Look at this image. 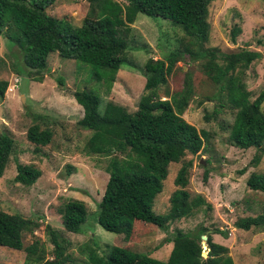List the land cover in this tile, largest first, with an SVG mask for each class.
<instances>
[{"label": "trees", "instance_id": "16d2710c", "mask_svg": "<svg viewBox=\"0 0 264 264\" xmlns=\"http://www.w3.org/2000/svg\"><path fill=\"white\" fill-rule=\"evenodd\" d=\"M125 1L119 4L114 0H88L86 14L80 26L75 27L46 13L53 0H0V36L10 47L17 48L24 76L37 83L42 81L50 53L90 66L97 82L110 80L122 66H129L125 58L126 38L129 25L138 14L166 20L183 35L174 51L162 59L148 58L140 67L144 83L134 112L128 113L123 107L107 102L100 113L96 95L86 90L72 93L82 111L76 124L89 132L83 145L85 154L107 157V180L97 203L96 223L103 231L114 234L117 242L105 255L88 248L87 264H233L228 249L211 239V235L227 237V232L219 229H213L211 234L203 227L191 233L173 229L166 240L170 251L164 261L131 252L120 244L128 241L135 224L164 231L170 223L188 218L194 209L204 207L206 211L211 207L200 195L191 197L186 190L191 161H185L173 178L175 189L168 197V210L156 214L152 209L162 190L168 165L180 162L186 155H196L209 139L207 132L196 130L181 117L194 97L189 73L184 74L179 91L170 93L166 86L167 77L179 60L197 62L214 88L208 97L213 109L204 113L203 119L216 120L223 109L231 111L227 143L239 150L253 148L255 153L248 165L255 168L259 164L264 155V91L251 100L244 83L245 72L259 58V53L247 49L222 53L217 48L205 47L209 32L207 6L214 0ZM239 33L238 26L230 28L232 44ZM3 63L0 58V64ZM6 88L7 82L0 80V99ZM44 117L37 114L34 120ZM25 137L36 149L50 142L51 132L34 124L26 130ZM12 147L11 138L0 132V176ZM15 170L13 182L26 187L39 177V171L30 165L16 164ZM243 173L244 169L237 172ZM245 187L264 195V173L251 172ZM85 220L82 202L69 200L62 207L61 225L65 232L80 233ZM233 227L243 231L264 229V211L254 217L237 219ZM35 228L37 225L28 219L0 211V247L23 250V264L68 261L64 254L65 240L49 227L45 232L53 245L50 261H45L41 252L37 253L35 242L23 248L22 234ZM201 236L206 237L204 250Z\"/></svg>", "mask_w": 264, "mask_h": 264}, {"label": "rangeland", "instance_id": "374dc122", "mask_svg": "<svg viewBox=\"0 0 264 264\" xmlns=\"http://www.w3.org/2000/svg\"><path fill=\"white\" fill-rule=\"evenodd\" d=\"M114 1L126 3L125 0ZM87 9L88 0H53L46 13L78 27ZM207 22L209 32L205 47L217 48L222 53L242 49L259 53L244 77L246 89L251 100L254 99L264 91V0H214L207 6ZM234 25L240 28V33L232 44L229 31ZM129 27L125 51L129 66H122L110 80L99 82L93 79L90 66L61 58L56 53L48 55L42 81L33 82L24 76L17 48L10 47L0 36V58L4 62L0 64V80L7 82L0 99V132L13 142L12 153L0 176V211L19 215L37 225L32 232L22 234V247L35 242L37 253L41 252L45 261L53 258V245L46 227L66 242L64 254L68 261L64 264H87L88 248L105 255L111 246L117 245L115 235L103 231L96 223L97 203L107 180V157L85 154L83 145L89 132L76 124L82 111L72 93L86 90L96 95L100 113L107 102L123 107L128 113L134 112L144 83L140 67L148 58L162 59L174 51L179 45L177 40L183 37L180 29L172 27L168 21L141 14ZM185 73L191 77L194 97L181 117L196 130L207 132L209 139L196 155H186L180 162L168 165L162 190L154 199L152 209L156 214L168 210V197L175 189L173 178L185 161H191L186 190L191 197L200 195L211 207L206 211L204 207L194 209L188 218L170 223L164 231L135 224L131 237L120 246L164 261L170 251L166 240L173 229L191 233L203 227L207 234L213 229L227 232L225 239L219 235H211V239L228 249L233 264H264V229L243 231L233 227L237 219L254 217L264 211V195L245 187L251 172L264 173V155L252 168L248 162L255 153L253 148L239 150L229 146L226 137L233 117L231 111L223 109L216 120L203 119V114L213 109L208 97L214 88L197 62L189 63L186 58L176 62L167 77L168 91L180 90ZM37 114L45 116L44 119L35 121ZM34 124L51 132L50 142L36 149L25 137L26 130ZM16 164L30 165L39 171V177L31 186L13 182ZM241 169L244 173L238 175ZM69 200L82 202L86 211V220L78 234L65 232L61 225L62 207ZM201 245L205 247L203 241ZM24 258L23 250L0 247V264H23Z\"/></svg>", "mask_w": 264, "mask_h": 264}, {"label": "water", "instance_id": "95a60500", "mask_svg": "<svg viewBox=\"0 0 264 264\" xmlns=\"http://www.w3.org/2000/svg\"><path fill=\"white\" fill-rule=\"evenodd\" d=\"M200 238H201V240H202L203 242L206 240V237H205V236H201ZM204 249H205V247L202 246V250H204Z\"/></svg>", "mask_w": 264, "mask_h": 264}]
</instances>
